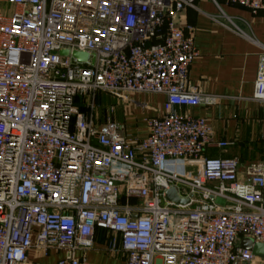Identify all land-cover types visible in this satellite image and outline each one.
Listing matches in <instances>:
<instances>
[{"label": "built area", "instance_id": "2783aa9c", "mask_svg": "<svg viewBox=\"0 0 264 264\" xmlns=\"http://www.w3.org/2000/svg\"><path fill=\"white\" fill-rule=\"evenodd\" d=\"M195 2L0 0V264L50 253L61 255L51 264H92L97 230L125 264H264L239 247L264 244V159L240 175L237 158L203 155L228 143L189 111L206 101L189 79L193 28L179 22ZM95 93L162 94L168 110L137 137L78 109ZM251 98L264 111V51ZM169 188L186 202L166 200Z\"/></svg>", "mask_w": 264, "mask_h": 264}, {"label": "crops", "instance_id": "0c3cea01", "mask_svg": "<svg viewBox=\"0 0 264 264\" xmlns=\"http://www.w3.org/2000/svg\"><path fill=\"white\" fill-rule=\"evenodd\" d=\"M217 1L220 8L211 0H196L194 7L185 8L179 15L180 23L193 28L197 49V56L189 67V79L206 97L205 102L189 111L207 120L215 141L228 143L224 147L211 145L203 155L235 157L243 175L249 163L264 159V111L261 103L251 98L259 56L264 51V8L253 14L240 5ZM226 18L243 33L230 26ZM131 102L134 110H140V117L144 112L150 117L168 110L162 94H140ZM176 110L183 112L185 108ZM146 114L143 116L147 117ZM139 116L126 118L137 137L141 135L136 124L145 127ZM182 170L191 173L186 166ZM107 237L108 233L97 230L86 258L92 264H125L124 256L107 252ZM81 255L77 253L78 257ZM60 256L50 253L39 257L38 262L51 264Z\"/></svg>", "mask_w": 264, "mask_h": 264}, {"label": "rangeland", "instance_id": "374dc122", "mask_svg": "<svg viewBox=\"0 0 264 264\" xmlns=\"http://www.w3.org/2000/svg\"><path fill=\"white\" fill-rule=\"evenodd\" d=\"M140 94H133V95H128L123 99L112 97V96H107L105 94L101 93H95L92 98H87L86 95H79L76 97V106L78 107L79 110L85 111L90 109L92 115L97 121H106V120H111V121H116L119 123H123L127 130L129 132H132V134L135 136V132L131 126V124L126 120V118L129 117H135V115L139 116L140 110H134L129 103H132V99ZM143 106H146L144 104ZM90 107V108H89ZM146 110V109H144ZM144 114H146L144 112ZM142 114L141 117L139 116L138 119H141L143 125H145V119L148 117H144L145 115ZM144 115V116H143ZM143 118V119H142ZM138 128V135L143 136L145 133L146 127L140 128L139 125H137Z\"/></svg>", "mask_w": 264, "mask_h": 264}, {"label": "water", "instance_id": "95a60500", "mask_svg": "<svg viewBox=\"0 0 264 264\" xmlns=\"http://www.w3.org/2000/svg\"><path fill=\"white\" fill-rule=\"evenodd\" d=\"M60 54L68 55V50H61ZM72 56L79 62H83L87 59V53L81 51H72ZM164 197L166 200L173 201L175 203H185L186 199H182L176 193L174 188H169L164 192ZM239 247L251 250L254 256H258L264 259V244L263 243H253L249 238H242L239 242Z\"/></svg>", "mask_w": 264, "mask_h": 264}]
</instances>
